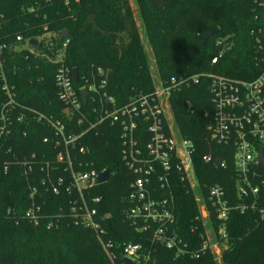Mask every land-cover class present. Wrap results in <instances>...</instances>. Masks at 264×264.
<instances>
[{
  "label": "trees",
  "instance_id": "obj_1",
  "mask_svg": "<svg viewBox=\"0 0 264 264\" xmlns=\"http://www.w3.org/2000/svg\"><path fill=\"white\" fill-rule=\"evenodd\" d=\"M135 1L163 81L207 74L249 81L261 73L259 59L264 50L260 51L258 42L264 45V0ZM214 27L219 32L206 44L196 37ZM17 37H22V43H17ZM28 40L37 47L40 42L39 55L27 50L8 51L7 77L17 100L40 114L62 119L64 106L57 96L54 79L58 65L54 60L66 42L64 64L78 70L76 89L89 79L93 68H102L108 73V92L119 105L153 91L148 56L128 0H0V41L15 47ZM214 58L218 60L212 64ZM209 86L210 80L200 77L198 83L172 93L170 105L181 137L193 145V167L205 199L208 225L221 250L220 259L210 248H203L206 227L198 220L194 193L183 183L176 190L174 210L181 251L153 244L156 251L151 264H264V213L260 212L264 209V188L254 210L239 209L240 205L251 206L254 199L238 197L233 152L210 140L213 106ZM46 137L52 140L53 132L33 119L27 125L15 126L0 151V264H112L92 231L67 219L56 224L52 218L53 225L48 218L38 225L25 219L31 206V188L37 185L31 183V177L27 180L18 163L31 160L32 155L53 162L56 150L52 142L44 143ZM118 138L109 126L93 132L84 142L86 154H77V159L90 168H106L115 174L94 191L104 197L100 213L109 215L104 223L106 240L114 246L132 243L149 249L151 236L125 220L128 176ZM206 156L212 161L205 163ZM216 159L225 165L216 166ZM38 173L39 168H34L32 175ZM213 185L225 191L229 208L225 221L219 220L217 210L207 200L208 188ZM36 189V203L44 217L68 213L65 194L55 196L39 185Z\"/></svg>",
  "mask_w": 264,
  "mask_h": 264
},
{
  "label": "built area",
  "instance_id": "obj_2",
  "mask_svg": "<svg viewBox=\"0 0 264 264\" xmlns=\"http://www.w3.org/2000/svg\"><path fill=\"white\" fill-rule=\"evenodd\" d=\"M16 41L22 43V37H17ZM221 43L220 40L217 45L221 46ZM37 44L38 47H34L28 40L22 46L13 47L0 41V151L15 126L27 125L33 119L44 123L53 132L52 140L46 137L44 143H53L56 150L54 161H41L32 155L31 160L24 159L18 164L22 166L27 180L31 177V183L44 187L55 196L65 194L69 199V209L66 215L44 217L41 206L36 203V186L31 188V206L24 216L28 222L38 225L48 218L49 224L53 225L51 220L55 218L56 224L60 219H67L75 226H82L95 234L112 264H124L125 260L131 264H151L154 260L152 253L156 251L153 244L180 252L181 241L177 240L174 229V210L176 190L181 184L186 183L194 193L200 212L198 220L205 227L209 216L193 167V145L179 133L170 96L184 86L198 83L200 77L210 80L213 106L212 121L208 127L210 140L233 152L234 168L238 174V197L254 199L251 206L244 204L239 209H255L260 191L264 188V171L258 169L264 155V53L259 59L261 73L253 80L207 74L163 81L158 74L156 78L153 76L152 92L138 94L128 103L119 105L108 92V73L102 68H93L83 86H78L79 89L74 87L73 71L64 64L66 42L54 60L58 65L54 79L57 96L64 106L62 119H57L21 104L7 77V52L27 50L38 56L40 42ZM258 44L263 51L264 45ZM217 60L214 58L212 64ZM49 61L52 62L51 58ZM83 91L87 92L86 102L82 97ZM107 126L119 135L120 159L128 176L125 220L138 232L151 236L152 246L149 249L132 243L114 246L106 240L108 234L104 223L109 215L100 213L104 197L96 196L94 191L106 185L115 174L112 175L106 168H90L88 163L77 159V154L85 155L87 152L86 137ZM203 160L209 163L212 158L206 156ZM219 160V166L223 167L225 162ZM34 168H39V173L32 175ZM106 172L109 173L107 182L99 183L100 176ZM206 197L217 210L219 220L225 221L229 208L224 189L213 185L208 188ZM260 212L263 214L264 209ZM220 235L226 237L223 231ZM206 237L207 243L203 248H210L213 253L207 234Z\"/></svg>",
  "mask_w": 264,
  "mask_h": 264
},
{
  "label": "rangeland",
  "instance_id": "obj_3",
  "mask_svg": "<svg viewBox=\"0 0 264 264\" xmlns=\"http://www.w3.org/2000/svg\"><path fill=\"white\" fill-rule=\"evenodd\" d=\"M129 4L131 6V9L133 11V16H134V20L136 23V26L138 27L139 33H140V37H141V41H142V46L145 50V52L147 53L148 56V63H149V67L151 70L152 75L154 76V78L157 77L158 75V71L156 68V64H155V58L153 56L152 53V49H151V44L150 42L146 39L145 36V32H144V27H143V23H142V19L139 13V9L137 6V3L135 0H128ZM65 33V32H64ZM65 38H68L69 36H64ZM55 53H57V51L55 50ZM60 55V53H58V55H55V57L58 58V56ZM206 229H207V236H208V242L212 247V251L213 254L218 258V260L220 259V255H221V250L219 248V246L217 245V243L215 242V237L214 235L211 233L209 226L206 225Z\"/></svg>",
  "mask_w": 264,
  "mask_h": 264
},
{
  "label": "water",
  "instance_id": "obj_4",
  "mask_svg": "<svg viewBox=\"0 0 264 264\" xmlns=\"http://www.w3.org/2000/svg\"><path fill=\"white\" fill-rule=\"evenodd\" d=\"M218 32H219V29L217 27H214V28H212L211 30H209L208 32H206L204 34L196 35V37L199 38L203 42V44H206L208 42V40L213 38ZM64 36H69V34L67 32H65ZM31 44L36 46V42H34V41H31ZM73 79H74L75 83L77 85H79V78H78V70L77 69L73 70ZM82 97H83L84 102H86V97H87V92L86 91L82 92ZM219 162H220V160L217 159L216 162H215V165L218 166ZM258 169L260 171H264V155L262 157V161H261L260 166L258 167ZM108 177H109V173L108 172L104 173L103 175L100 176L99 183L107 182ZM124 264H131V262L125 260Z\"/></svg>",
  "mask_w": 264,
  "mask_h": 264
}]
</instances>
